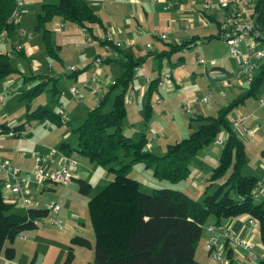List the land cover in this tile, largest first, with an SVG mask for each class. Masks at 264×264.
Wrapping results in <instances>:
<instances>
[{
	"label": "crops",
	"instance_id": "0c3cea01",
	"mask_svg": "<svg viewBox=\"0 0 264 264\" xmlns=\"http://www.w3.org/2000/svg\"><path fill=\"white\" fill-rule=\"evenodd\" d=\"M46 1L27 0L22 19L31 13L37 15L40 6ZM86 1L101 24L89 25L85 33L74 23L55 19L52 30H49L50 35L51 32L54 35L55 47L59 50L57 58L63 68H49L48 77L37 72L31 73V77L9 76L0 81V156L21 170L22 184L25 192L33 199V209L47 210L48 205L54 202L61 208L59 219L62 218L66 222H71L68 218L72 211L69 209V199L65 195L69 192L72 198L76 193L74 189H70L73 180L83 178L82 180L86 181L84 166L89 164L83 162V169H79L80 161L84 160L75 152L67 155L61 149V144L66 143L72 149L77 146V137L73 131L82 124L87 112L98 106L112 86V82L121 77L124 72V55L128 54L134 60H141V64L135 70L131 86L126 93L130 96L131 103L127 104V117L122 124L123 132L135 141H139L141 136L145 135L148 138L147 148L155 154H162L167 145L188 136L189 129L197 126V123L192 121L193 118L215 116L222 108L242 97L247 91V84L238 79L239 62L230 57L229 48L220 36L223 20L221 4L229 2L228 10L231 11L235 7L233 2L237 0ZM260 2L264 12L262 0H252L248 6L240 4L239 8L243 16L245 18L255 16V7ZM169 4L172 6L168 7ZM204 5H208V9H205ZM206 22L207 27L203 25ZM61 23L63 27H60ZM19 24L21 25V21ZM261 31L264 35V31ZM106 33L113 36V44L100 41L99 37ZM160 34H166V37L162 39L159 37ZM86 35H89L90 40ZM16 41H18L16 35L8 37L0 45V50H5ZM185 44L188 46L184 49L172 50ZM148 45L152 49H148ZM260 46H264V40L260 41ZM43 47L42 43L38 49L40 53L44 52ZM238 48L244 51L245 46L239 44ZM27 52H32L30 43L23 48L21 55H17L24 59L26 68L18 61L15 65L18 72L23 75L27 71L34 70L30 63L32 59L26 56ZM97 57L103 58L102 64H95L94 60ZM65 66H73L76 70L69 72ZM63 73L69 76V81L66 83L70 85L61 90V98L47 101L44 97L43 102H40L38 96L29 103V109L50 106L55 101L57 106H60L61 110L64 108L69 116V120L67 118L65 120L67 128L64 125L56 128L48 120H42L35 124H24L21 130L14 131V128L25 122L27 115V108L22 100L23 92L35 86L36 82L41 80V76L45 82H49L48 80ZM165 73H170L171 78L164 81L162 86L157 85V92L149 100L151 107L149 115H151L146 120L145 111L150 83L162 79ZM92 74L96 75L94 83L91 82ZM72 86L80 90L82 98H75L70 94L69 90ZM53 88L56 91L53 84L48 90L51 91ZM120 91L113 89L105 110L111 108L113 97ZM263 94L262 86L259 97ZM206 96L208 100L203 102L202 98ZM257 104V100L249 98L236 106L231 114H235L234 110L240 109L242 115L255 116L260 129L264 131V108L259 109ZM249 124L253 125L254 122L249 121ZM36 126L41 127V130L33 135L31 129ZM258 133L260 132L255 134ZM254 135H247L243 141L252 139ZM36 156L46 158L43 167L50 171L60 168L69 160H74L77 165L72 170L71 183L67 186L60 185L59 187L63 189H58L55 184L38 182L30 175ZM254 168L256 175H253L260 179L264 172V154L262 159L257 160ZM2 193L5 201L13 205L12 212L24 214L28 210L23 206L18 195L5 188ZM72 213V220L78 221L79 216ZM211 226H216L214 218H209L203 227L202 238L196 249L195 257L200 264H218L211 259L206 247V242L213 236L217 239L222 256L227 258L230 254L234 264H257L264 260V246L260 241L257 226L255 223L249 224L247 216L223 219L220 224L222 229H216L214 233L208 230ZM71 230L73 231V228ZM222 230H227L236 239L250 244V249L234 244L224 236ZM57 231H54V235L62 240L63 244L68 243L70 233L59 234L65 232L64 228ZM47 235L49 233L45 229L41 232L26 231L18 236V241L5 245L13 247L18 254V250L22 253L26 249L35 248L37 240ZM20 264L24 263L20 261Z\"/></svg>",
	"mask_w": 264,
	"mask_h": 264
},
{
	"label": "trees",
	"instance_id": "16d2710c",
	"mask_svg": "<svg viewBox=\"0 0 264 264\" xmlns=\"http://www.w3.org/2000/svg\"><path fill=\"white\" fill-rule=\"evenodd\" d=\"M14 6V0H0V32L5 30L8 37L16 35L17 21L22 17L15 21L10 19ZM262 8L261 2L258 3L254 14L258 29L264 31ZM55 19L85 29L92 24H101L86 0H47L36 16L34 31L42 34L46 49L51 53L56 48L50 45V31L46 25ZM21 54L22 51H18L13 55ZM13 55L0 53V81L18 72L11 62ZM124 61L121 77L115 80L98 106L89 110L82 124L73 131L77 146L72 149L66 143L61 144L67 155L75 152L90 163L107 168L114 175L113 180L87 202L94 233V258L89 264H200L195 253L209 218H214L216 225L220 226L223 219L247 216L256 224L264 246V198L255 200L251 195L258 178L242 174L246 163L245 143L232 131L228 122L229 115L240 103L249 98L258 100L264 85V64L247 85L242 97L222 108L215 116L193 118L197 126L187 137L167 145L162 154H155L147 148L148 138L145 135L135 141L123 132L122 124L127 117L126 93L136 68L141 64V60H134L128 54L124 55ZM42 78L39 84L23 92L27 115L25 122L14 131L21 130L24 124L42 120L57 126L61 124V109L55 101L50 106L29 109V103L43 93L48 83ZM157 83L158 79L152 81L148 89L146 120L151 115L149 100L157 92ZM113 89L121 91L113 97L111 108L105 110ZM51 91L56 95L55 88ZM222 131L227 133L228 138L222 146L218 164L209 176V186L215 182H220V185L213 194H205L201 202L172 189L142 193L139 182L127 175L133 164L143 163L160 180L170 183L184 181L193 157L213 144ZM75 181L81 194L90 192L89 183L82 179ZM12 209L13 205L5 201L0 185V257L8 260L14 258L15 251L13 247H6L5 243L13 242L23 232L37 229L33 220L48 214V209H29L24 214L12 212ZM70 245L87 246L88 241L83 237H74ZM72 257L73 253L68 252L67 259ZM227 259L228 264H234L230 254ZM257 264H264V260Z\"/></svg>",
	"mask_w": 264,
	"mask_h": 264
},
{
	"label": "rangeland",
	"instance_id": "374dc122",
	"mask_svg": "<svg viewBox=\"0 0 264 264\" xmlns=\"http://www.w3.org/2000/svg\"><path fill=\"white\" fill-rule=\"evenodd\" d=\"M40 12H41V8H40ZM36 16H37L36 14L31 13L30 15L24 17L23 19L21 17L17 21V22L21 21V25L20 24L17 25V30H23L32 36L30 39L23 38L21 40V43L23 45V48H25L27 44L29 43L31 44L32 52L31 53L27 52L26 56L28 57V59H32L30 63H32L34 70L27 71L25 75L17 72L15 74L10 75V77H19V78L31 77V73H37V72L46 75V77H48L50 76V74L48 73L49 68L50 69L63 68L60 66L61 62L57 58V55L59 54L58 53L59 50L54 49L52 53L48 51L46 49V45L42 37V34L34 31ZM52 23L53 22H50L46 25V28L49 29L50 31L52 30ZM53 37L54 35L51 32V35L49 36L50 45L56 48ZM42 43L44 46L43 47L44 52L40 53L38 49L42 45ZM12 57L13 58L11 59V62L14 66L17 64L16 61H18L23 65V67L26 68V66L24 65L25 64L24 59L22 57H17V56L14 57V55ZM65 67L66 70H68L69 66L68 67L65 66ZM68 77H69L68 75L63 73L61 76H57L52 80L51 79L48 80L49 82L45 86L44 91H42L43 93L39 95L40 96L38 98L39 101L43 102L44 97L47 98V101L52 98L60 99L62 96L61 90H63L65 86L70 85V83H66V81L67 82L69 81ZM39 82L40 81L36 82V84H39ZM52 84L56 87V91H57L56 95H53V92L48 90L51 88ZM258 107L259 109L264 108L261 107L260 105H258ZM234 111L235 112L233 113H235L236 115L240 114V109L239 110L236 109ZM59 117L61 124L58 126L55 124L53 125H55L56 128H60L62 125H64L65 127V125H67V121H65L63 118L66 117L67 120H69V116L64 108L63 110L60 111ZM35 123L36 122H33V124ZM38 130H41V127L36 126V128L31 129L33 135L36 134ZM191 131H192V127L189 129V134ZM262 131L263 130L260 129L259 130L260 133L255 134L252 139L244 141L246 148V163L242 170V174L244 175H253V174L256 175V172L254 171L255 169L254 167L256 165L257 160L262 159V155L264 154V141H262L261 139ZM54 135L56 134H53V136ZM224 136H225V132L222 131L219 133L218 138L223 139ZM221 151H222V145H216L214 143L199 151V153L195 157H193V159L189 163V173L186 180L181 181L179 183H170L166 180H160L156 178L153 174V170L151 168H145L143 163L133 164L127 171L128 172L127 175L129 178L135 179L136 181L139 182L140 184L139 188L142 193L150 194L154 190L172 189L175 191H181L190 198L194 199L195 201L201 202L205 194L206 195L213 194L214 191L220 185V182H215L211 186H209L210 185L209 176L213 168H215L216 165L218 164ZM80 157L84 161H80L81 163H79V167H80L79 169L81 170L83 169L82 167L83 162H87L89 164L88 166L87 165L84 166L86 168V170L84 171L87 174L86 178L84 179L86 180L87 183L91 185V190L88 194H81L78 189L79 188L78 182L73 180L70 189H74L76 193L72 198L70 197L69 192H67L66 195L64 194L69 199L68 200V203H70L69 209L72 212H74L77 216H79L78 221L77 220L73 221L74 220V219L72 220L73 213L71 212L70 217L68 218L71 220V222H66L61 218L62 227L65 229V232H59V234L64 235L65 233L67 234L70 233L69 238L67 240L68 243L63 244V241L57 238L56 235H54V231H57L58 229L51 226L50 228L48 227L45 229V231L46 230L48 231L49 235L45 236L42 239L37 240V245L35 246V248L26 249L22 253L19 252L18 250V254L17 251L15 250L14 258L12 260H8L5 257L1 256L0 264H20V261L24 264H89L93 261L94 233L91 227V223L87 211V202L89 199H91L97 193H99L106 185H108L113 180L114 175L110 173L107 168L101 167L95 163H90L88 159H86L83 156ZM90 166L93 167L91 168ZM0 185H1V190L3 191L4 188L1 178H0ZM55 185L58 189H63L59 187L60 185L58 184ZM48 218L49 220H51L53 216L50 214ZM72 228L73 231L71 230ZM34 231L41 232V230L38 229H35ZM76 236L85 238L88 241V245L72 247L69 241L70 239ZM18 240L19 237H17L14 241H18ZM60 249L63 251L61 252ZM70 251L73 253V257L71 260H68L67 254Z\"/></svg>",
	"mask_w": 264,
	"mask_h": 264
},
{
	"label": "built area",
	"instance_id": "2783aa9c",
	"mask_svg": "<svg viewBox=\"0 0 264 264\" xmlns=\"http://www.w3.org/2000/svg\"><path fill=\"white\" fill-rule=\"evenodd\" d=\"M252 0H237L233 2V6H235L231 11L228 10L229 2H223L221 4L222 8V22L220 26V36L223 40H225L226 45L229 48L230 57L236 59L239 62V75L238 79L246 83L250 84L260 66L264 64V46H260V41L264 40V35L261 30L257 27V21L255 16L251 18H245L240 11V4L243 6H248V4ZM15 8L11 13L10 19L12 21L20 18L26 8L27 0H14ZM264 6V0H262ZM172 4H169L168 7H171ZM208 5H204L205 9H208ZM205 27L208 26V23H203ZM60 27H63V23L60 24ZM188 28V27H186ZM82 31L86 33L85 28H81ZM16 36L18 41L9 45L5 50H0V53H6L8 55H12L18 51L23 50V45L21 40L23 38L30 39L32 36L23 31L17 30ZM86 35V38L90 40ZM160 38L164 39L166 34H160ZM8 38L7 32L5 30L0 32V45L3 44ZM100 41L103 43L113 44V36L110 33H106L99 37ZM259 43V45H258ZM239 44H244L245 49L242 51L238 48ZM148 49H152L150 45L147 46ZM95 64L100 65L103 63V58L97 57L95 58ZM137 69V68H136ZM76 70L75 67H69V72H74ZM171 78L170 73H165L162 76V79H158V86H162L163 82L169 80ZM96 81V75L92 74L91 82L94 83ZM114 84V82L112 83ZM70 94L75 98H82L80 90L72 86L70 88ZM224 95V94H222ZM198 98V95L196 96ZM159 102L160 100L157 99ZM208 97H203L202 101L207 102ZM126 103H131L130 96L126 95ZM258 105L264 107V94L260 96L257 100ZM66 120V117L63 118ZM249 121L254 122L253 125L249 124ZM228 122L232 131L237 135V137L241 140H244L247 135H254L256 132H259L260 125L258 123V119L253 115H236L231 114L228 118ZM225 137L223 139H219L218 137L213 141L216 145H224L228 136L225 132ZM261 139L264 141V131L261 133ZM46 162V158L44 156H36L34 158V166L30 170V175L35 178L38 182L41 183H51V184H59L62 186H67L71 183L73 179L72 170L76 167V162L74 160H69L67 163L62 165L60 168L55 170H47L43 167V164ZM21 170L18 167L12 166L9 161L0 156V177L3 182V186L6 190L12 192L13 194L18 195L20 197L22 204L25 208L33 209L32 202L33 199L30 195L25 192L24 186L22 184V179L20 177ZM251 195L253 199L260 200L264 198V172L260 179L257 180L253 190L251 191ZM61 208L58 204L51 202L48 205V214L44 215L40 218H36L33 220V225L38 230H44L48 227H56L58 229H62V222L57 217L59 215ZM52 215L53 218L49 220L48 216ZM249 224H254L252 220H249ZM216 229H222V226H211L208 230L212 233ZM224 236L232 240L234 244L238 246H243L245 249H250V244L244 242L243 240L236 239L232 234L227 230H222ZM218 242L215 236L211 237L206 242V247L210 253V257L213 261L218 264H228V259L223 257L219 247Z\"/></svg>",
	"mask_w": 264,
	"mask_h": 264
},
{
	"label": "bare ground",
	"instance_id": "6f19581e",
	"mask_svg": "<svg viewBox=\"0 0 264 264\" xmlns=\"http://www.w3.org/2000/svg\"><path fill=\"white\" fill-rule=\"evenodd\" d=\"M239 46V45H238ZM243 46V45H242ZM243 51V50H242Z\"/></svg>",
	"mask_w": 264,
	"mask_h": 264
}]
</instances>
